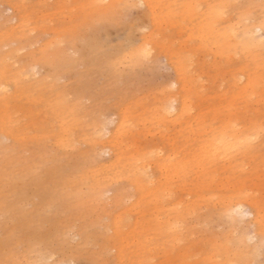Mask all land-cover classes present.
Wrapping results in <instances>:
<instances>
[{
	"label": "rangeland",
	"instance_id": "374dc122",
	"mask_svg": "<svg viewBox=\"0 0 264 264\" xmlns=\"http://www.w3.org/2000/svg\"><path fill=\"white\" fill-rule=\"evenodd\" d=\"M237 1L242 6L245 0ZM108 2L0 0V83L10 95L9 103L0 106V264H142V245L156 253L165 244L166 235L154 229V219L146 225L154 208L148 195L141 196L127 178L114 175L123 170L134 145L162 155L183 152L189 138L186 118L149 122L156 104L180 84L175 67L166 50L155 48L142 63L124 59L114 71H90L94 62L86 53L94 44L91 34L105 49L130 40L131 53L141 43L140 33L150 30L167 37L165 45L173 52L183 50L188 38L193 115L202 111L208 124L221 117L218 111L224 117L236 103L241 111L246 106L262 109L261 102L234 97L245 78L238 68L245 63L239 54L230 59L215 56L206 32L212 10L205 8L206 1L190 8V20L180 32L168 23L158 28L150 21L152 11L150 20L140 19L142 11H148L145 3L111 10L104 8ZM263 4L251 1L250 14L256 20L264 13ZM232 8L229 18L234 22L237 11ZM257 34L264 37V30ZM26 59L36 65L25 66ZM123 119L128 126L115 131ZM193 136L190 133V140ZM67 138L70 142L61 149L59 143ZM95 140L99 145L93 151L99 154L90 150ZM64 165L77 169L63 175L54 196L50 181L59 179L56 169ZM153 177L162 174L153 168ZM256 178L248 184L264 186V176L262 181ZM100 180L109 186L102 190V204L92 194ZM116 188L123 192L119 204ZM159 203L164 213L169 210V198ZM151 261L172 264L160 253ZM258 261L264 264V248Z\"/></svg>",
	"mask_w": 264,
	"mask_h": 264
},
{
	"label": "bare ground",
	"instance_id": "6f19581e",
	"mask_svg": "<svg viewBox=\"0 0 264 264\" xmlns=\"http://www.w3.org/2000/svg\"><path fill=\"white\" fill-rule=\"evenodd\" d=\"M202 1L109 0L104 8L116 10L121 5L142 2L148 11L144 9L140 19L150 20L149 12L152 11L155 16L150 21L158 28L168 23L177 26L180 32L181 28L184 31L186 20H190V8H196ZM204 1L207 2L205 8L212 9L211 15L207 16L206 32L215 56L230 59L232 54H239L246 65L238 68L245 78L233 92L234 97L261 102L262 109H248L246 106L247 109L241 111L236 103L228 107L224 117L218 111L221 117L218 116L214 124L205 121L202 111H199L200 116H194V107L190 102L188 38L182 42L183 50L177 48L173 52L165 45L167 37H159L158 29L150 30L140 33L141 43L131 53L127 50L130 40L105 49L94 34L90 36L94 43L86 53L94 62L90 71H114L124 59L136 58L142 63L150 59L153 49L161 48L172 60L180 82L178 88L171 91L172 94L156 104L157 112L149 122L169 124L186 118L189 138L180 149L183 152L172 151L162 155L155 152L156 149L143 151L134 145V151L128 152L129 156L124 159L128 161L122 165L123 170L115 171L114 175V178H127L141 196L148 195V204L153 203L154 208L146 225L154 219V229L160 228L166 235L163 248L155 249L156 253L145 245L139 248L142 264H152L151 260L159 253L172 264H261L258 256L264 248V196L261 195L264 186L260 182H248L254 177L262 181L264 176V37L257 34L259 29L264 30V13L258 20L250 14L252 0H245L242 6H238L237 0ZM231 7L232 12L237 11L234 22L229 18ZM113 17L110 23L114 22ZM26 63L33 67L36 65L29 59H26L25 66ZM99 64L102 66L98 69ZM8 94L7 85L0 83V106L9 103ZM252 111L254 115H250ZM6 118L11 120L10 115ZM127 126L124 119L120 120L115 131L120 132ZM65 132L68 135L70 128ZM190 133L196 138L190 140ZM102 139L108 141L104 137ZM69 142L68 138L60 142V148L64 149ZM96 144L99 145V141H93V149L90 150L97 149ZM153 168L161 172V178L153 177ZM75 169L77 167L70 165L56 169L59 179L50 181L54 196L63 175ZM96 187L98 189L92 194L102 204V190L109 186H106L105 180H100ZM114 197L118 204L122 203L123 192L116 188ZM162 198H169L170 207L165 213L164 205L159 203ZM43 199L49 202L53 198ZM204 204L207 206L202 209ZM214 224L221 226V230H214ZM81 235L85 238V234ZM108 237L112 239L111 235Z\"/></svg>",
	"mask_w": 264,
	"mask_h": 264
}]
</instances>
